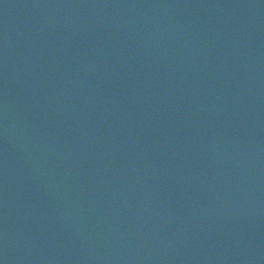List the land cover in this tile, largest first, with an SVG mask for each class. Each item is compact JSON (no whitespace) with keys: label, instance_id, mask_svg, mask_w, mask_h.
<instances>
[{"label":"water","instance_id":"1","mask_svg":"<svg viewBox=\"0 0 264 264\" xmlns=\"http://www.w3.org/2000/svg\"><path fill=\"white\" fill-rule=\"evenodd\" d=\"M0 264H264L237 0H0Z\"/></svg>","mask_w":264,"mask_h":264}]
</instances>
